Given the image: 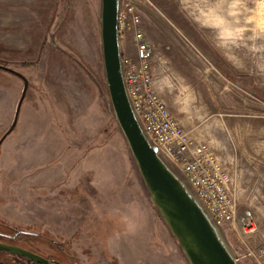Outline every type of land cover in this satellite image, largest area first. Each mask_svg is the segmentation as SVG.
Segmentation results:
<instances>
[{
    "label": "rangeland",
    "instance_id": "374dc122",
    "mask_svg": "<svg viewBox=\"0 0 264 264\" xmlns=\"http://www.w3.org/2000/svg\"><path fill=\"white\" fill-rule=\"evenodd\" d=\"M130 1L159 93L232 174L239 221H257L248 246L264 250V0ZM101 8L0 0V242L62 264H189L114 117ZM122 47L135 54L131 38ZM237 230L223 235L240 264H264ZM0 264L36 263L0 251Z\"/></svg>",
    "mask_w": 264,
    "mask_h": 264
},
{
    "label": "water",
    "instance_id": "95a60500",
    "mask_svg": "<svg viewBox=\"0 0 264 264\" xmlns=\"http://www.w3.org/2000/svg\"><path fill=\"white\" fill-rule=\"evenodd\" d=\"M121 1L102 0L101 40L105 76L114 117L150 201L189 264H240L223 235V227L213 220L182 172L161 155L132 106L125 83L119 38ZM0 251L18 255L36 264H56L37 253L7 243L0 242Z\"/></svg>",
    "mask_w": 264,
    "mask_h": 264
},
{
    "label": "built area",
    "instance_id": "2783aa9c",
    "mask_svg": "<svg viewBox=\"0 0 264 264\" xmlns=\"http://www.w3.org/2000/svg\"><path fill=\"white\" fill-rule=\"evenodd\" d=\"M118 27L126 87L148 137L161 155L186 177L213 220L221 227L238 229L249 255L258 260L264 250H252L247 240L257 231L256 218L248 210L244 220L239 221L232 174L217 159L208 143L192 139L160 95L153 67L155 47L143 25L140 9L130 0L121 1ZM128 38L134 45V55L123 52L122 44Z\"/></svg>",
    "mask_w": 264,
    "mask_h": 264
},
{
    "label": "trees",
    "instance_id": "16d2710c",
    "mask_svg": "<svg viewBox=\"0 0 264 264\" xmlns=\"http://www.w3.org/2000/svg\"><path fill=\"white\" fill-rule=\"evenodd\" d=\"M0 69L8 70V67H6V66L0 64ZM14 73H16V72H14ZM27 89H28V87H25V91H24V93H23V98H22V103H23V101L25 100ZM0 236H1V237H4V238H6V239L9 238V235H8V234L2 233L1 231H0Z\"/></svg>",
    "mask_w": 264,
    "mask_h": 264
},
{
    "label": "flooded vegetation",
    "instance_id": "af4514ba",
    "mask_svg": "<svg viewBox=\"0 0 264 264\" xmlns=\"http://www.w3.org/2000/svg\"><path fill=\"white\" fill-rule=\"evenodd\" d=\"M53 262H56V264H62V263H60V262H58V261H53Z\"/></svg>",
    "mask_w": 264,
    "mask_h": 264
},
{
    "label": "crops",
    "instance_id": "0c3cea01",
    "mask_svg": "<svg viewBox=\"0 0 264 264\" xmlns=\"http://www.w3.org/2000/svg\"><path fill=\"white\" fill-rule=\"evenodd\" d=\"M156 83H157V80H156ZM157 89H159V87H158V84H157ZM159 91V90H158ZM161 95V94H160Z\"/></svg>",
    "mask_w": 264,
    "mask_h": 264
}]
</instances>
